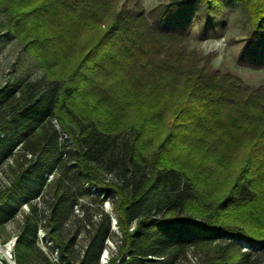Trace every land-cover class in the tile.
I'll list each match as a JSON object with an SVG mask.
<instances>
[{
    "label": "trees",
    "instance_id": "trees-1",
    "mask_svg": "<svg viewBox=\"0 0 264 264\" xmlns=\"http://www.w3.org/2000/svg\"><path fill=\"white\" fill-rule=\"evenodd\" d=\"M0 10L43 74L0 90L10 177L0 229L27 207L15 264H55L39 229L60 263L99 264L112 217L120 238L108 264H181L190 249L197 264H264V85L183 47L193 24L212 36L240 10L238 59L264 68V0H168L148 14L139 0H0ZM84 197L98 207L78 217Z\"/></svg>",
    "mask_w": 264,
    "mask_h": 264
},
{
    "label": "rangeland",
    "instance_id": "rangeland-1",
    "mask_svg": "<svg viewBox=\"0 0 264 264\" xmlns=\"http://www.w3.org/2000/svg\"><path fill=\"white\" fill-rule=\"evenodd\" d=\"M168 0H139L142 10L148 14L151 10L160 4L167 3ZM5 17L0 10V90L7 87H16V90L23 87L25 83L35 82L42 78V71L38 67L36 59L33 55L26 53L16 37L9 35L1 25L4 23ZM224 29L214 35L203 36L200 34L197 24H193L188 32V37L185 40L183 47L185 51L195 50L203 55H210L211 65L214 69L220 72H229L238 76L245 84L251 87H258L264 85V68H256L247 64L240 63L238 55L240 49L244 44L245 36V15L242 11L236 10L228 12L222 19ZM57 129H59L65 137L69 140L70 136L64 132L56 121H53ZM71 140V139H70ZM13 157L6 162L12 165ZM107 178H110L106 176ZM9 169L5 165L0 169V185H6L9 179ZM52 179L47 178V183ZM91 196H96L97 192L91 190ZM47 192V189L45 190ZM99 198L101 195L99 194ZM39 200L38 205L42 209L44 204ZM98 207L97 203L90 202L88 197L79 200V204L74 208V213L80 217L81 212L93 213ZM22 212L15 215L12 221L7 222L2 229H0V261L2 264H10L5 260L7 258L6 249L10 246V254L12 255V248L14 246L15 235L22 221V213L26 212V205L21 206ZM102 209L110 213V205L107 201L102 203ZM46 215V211H43ZM76 216V217H77ZM44 224V221L41 224ZM65 228L70 226L67 221ZM69 225V226H68ZM114 236L105 241L107 260L111 252H116V245L119 244L120 234L116 230L115 225L111 227ZM75 248L79 251L84 245V236L82 233L76 239ZM235 243L240 245L243 251H250L253 247L249 245L246 240L232 239ZM37 246L48 255V257L55 264H65L59 262V257L53 249V244L44 234L43 229L37 232ZM104 253V252H103ZM102 253V254H103ZM201 253H195L193 249L187 252L186 260L181 264H197ZM101 259L99 264H101ZM108 264V263H107Z\"/></svg>",
    "mask_w": 264,
    "mask_h": 264
},
{
    "label": "built area",
    "instance_id": "built-area-1",
    "mask_svg": "<svg viewBox=\"0 0 264 264\" xmlns=\"http://www.w3.org/2000/svg\"><path fill=\"white\" fill-rule=\"evenodd\" d=\"M61 132V131H60ZM62 133V132H61ZM62 136H63V138H66L65 137V134H63L62 133ZM48 178L50 179L51 178V176H48ZM10 246H8L7 247V249H6V253H7V258H5V260L6 261H8L10 264H11V262L12 263H14V261H13V259H12V255L10 254ZM101 264H107V262H106V260H107V253H105V251H104V253L101 255ZM1 262V261H0ZM2 263V262H1Z\"/></svg>",
    "mask_w": 264,
    "mask_h": 264
},
{
    "label": "water",
    "instance_id": "water-1",
    "mask_svg": "<svg viewBox=\"0 0 264 264\" xmlns=\"http://www.w3.org/2000/svg\"><path fill=\"white\" fill-rule=\"evenodd\" d=\"M112 226H114L115 225V223H116V221H115V219L112 217ZM105 253H107L106 251H105ZM0 264H2L1 262H0ZM15 264V263H14Z\"/></svg>",
    "mask_w": 264,
    "mask_h": 264
},
{
    "label": "bare ground",
    "instance_id": "bare-ground-1",
    "mask_svg": "<svg viewBox=\"0 0 264 264\" xmlns=\"http://www.w3.org/2000/svg\"><path fill=\"white\" fill-rule=\"evenodd\" d=\"M11 264H14V263L11 262Z\"/></svg>",
    "mask_w": 264,
    "mask_h": 264
}]
</instances>
